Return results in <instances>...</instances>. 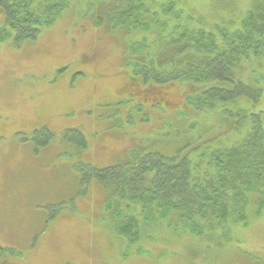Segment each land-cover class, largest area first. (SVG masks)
<instances>
[{"label": "rangeland", "instance_id": "1", "mask_svg": "<svg viewBox=\"0 0 264 264\" xmlns=\"http://www.w3.org/2000/svg\"><path fill=\"white\" fill-rule=\"evenodd\" d=\"M86 2L74 0L36 40L17 46L9 39L0 47V264H150L122 252L104 212L110 192L91 170L123 166L133 152L173 158L207 127L210 137L235 140L215 117L195 113L188 89L145 83L125 67L127 40L72 12H84ZM190 2L229 20L250 0ZM245 101L241 108L250 113L262 110L264 127V102ZM42 128L54 135L46 148L32 137ZM67 131L80 132L87 148ZM253 218L229 248L206 252L183 241L174 244L177 257L160 264H264V215Z\"/></svg>", "mask_w": 264, "mask_h": 264}, {"label": "trees", "instance_id": "2", "mask_svg": "<svg viewBox=\"0 0 264 264\" xmlns=\"http://www.w3.org/2000/svg\"><path fill=\"white\" fill-rule=\"evenodd\" d=\"M73 2L0 0V47L9 39L17 46L36 40ZM85 7L72 12L127 40L124 62L134 75L188 89L195 113L208 114V121L215 117L218 129L235 138L210 137L207 127L173 158L133 152L123 166L91 170L110 192L104 212L122 252L160 264L176 258L174 244L183 241L206 252L231 247L237 230L264 215L263 112L250 113L239 103L264 102V0H250L229 20L194 8L190 0H87ZM134 33L142 38L132 41ZM65 133H76L78 148H87L80 132ZM32 137L46 148L54 135L42 128Z\"/></svg>", "mask_w": 264, "mask_h": 264}]
</instances>
